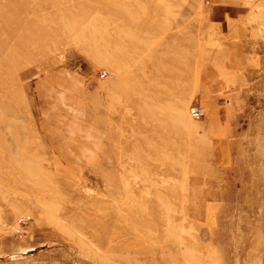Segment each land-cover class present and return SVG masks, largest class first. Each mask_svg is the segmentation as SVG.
<instances>
[{"label":"rangeland","instance_id":"374dc122","mask_svg":"<svg viewBox=\"0 0 264 264\" xmlns=\"http://www.w3.org/2000/svg\"><path fill=\"white\" fill-rule=\"evenodd\" d=\"M208 5L0 0V264H264V75L224 148L189 115Z\"/></svg>","mask_w":264,"mask_h":264},{"label":"crops","instance_id":"0c3cea01","mask_svg":"<svg viewBox=\"0 0 264 264\" xmlns=\"http://www.w3.org/2000/svg\"><path fill=\"white\" fill-rule=\"evenodd\" d=\"M210 58L202 72L198 105L204 134L215 150L224 148L228 103L245 85H261L264 75V0H209Z\"/></svg>","mask_w":264,"mask_h":264},{"label":"built area","instance_id":"2783aa9c","mask_svg":"<svg viewBox=\"0 0 264 264\" xmlns=\"http://www.w3.org/2000/svg\"><path fill=\"white\" fill-rule=\"evenodd\" d=\"M105 75V73H101V77H103ZM189 115L194 118V119H200L205 115V110L203 107H201L198 104L193 105L192 107H190L189 109ZM28 218L25 217H21L19 220L20 224H24L27 222Z\"/></svg>","mask_w":264,"mask_h":264}]
</instances>
